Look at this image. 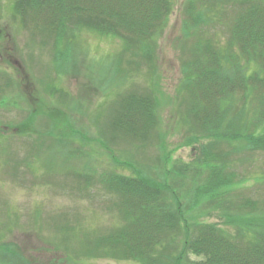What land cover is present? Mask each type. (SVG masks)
<instances>
[{
  "label": "rangeland",
  "instance_id": "374dc122",
  "mask_svg": "<svg viewBox=\"0 0 264 264\" xmlns=\"http://www.w3.org/2000/svg\"><path fill=\"white\" fill-rule=\"evenodd\" d=\"M188 1H171L172 13L156 43L153 66L142 63L131 70L123 56L121 67L130 69L124 70L114 59L121 53L115 36L79 24L74 27L79 28L77 34L69 33L55 45L56 36L37 32L27 22L22 25L13 15L16 0H0V264L7 260L2 257H16L3 253L6 247L42 264L59 257H67L66 264H128L103 249L102 238L120 230L123 222L120 208L113 207L112 196L102 187L101 174H137L166 188L193 192L209 175L200 163L203 145L215 157L231 154L229 172H235L236 183L226 207L232 206L220 213L243 207L234 200L241 195L264 212V151L248 149L247 139L240 138L246 130L264 138V120L253 110H264V102H248L245 114L252 126L237 124L240 94L234 112L222 109V125L236 123L231 128L238 130L228 134L222 128L225 140L204 138L192 129L181 90V68L192 46L190 40H181V12ZM195 6L202 19L199 32L208 38L211 51L225 49L242 0H195ZM135 93L144 94L155 113L156 123L143 144L109 130L122 96ZM234 115L235 120L230 119ZM69 167L89 174L92 181L81 186L79 177L66 173ZM47 181L54 182L53 187L41 183ZM218 215L210 209L205 215L185 213L191 224L205 221L232 232Z\"/></svg>",
  "mask_w": 264,
  "mask_h": 264
},
{
  "label": "trees",
  "instance_id": "16d2710c",
  "mask_svg": "<svg viewBox=\"0 0 264 264\" xmlns=\"http://www.w3.org/2000/svg\"><path fill=\"white\" fill-rule=\"evenodd\" d=\"M171 1L16 0L13 15L20 18L22 25L27 22L28 27L37 32L56 36L55 45L63 42L67 34H77L79 28L75 31L74 27L79 24L90 25V29L98 34L115 36L121 44L120 55L114 57L120 64L117 66L124 69L121 63L125 56L126 67L136 70L142 63L153 66L156 43L167 28L172 13ZM181 14V40H190L189 45L192 44L181 68V90L188 104L192 129L201 137L225 140L222 128H226L224 132L228 134L238 130L233 132L231 128L236 123L228 127L222 125V109H233L234 112L233 102L240 94L242 112L236 115L237 124L252 126V119L247 120L248 114H245L247 104L255 99L262 105L264 102L261 99L264 95V1L242 0L240 10L232 19L226 48H220L218 52L211 51L208 38H202L199 32L202 19L195 0H189ZM184 53L186 55L185 49ZM240 60L242 64L235 62ZM253 110L264 120L262 106ZM230 119L235 120V115ZM231 122L227 121L226 125ZM155 123L151 101L144 94H127L121 99L109 130L126 140L143 144L150 126ZM246 132L240 134V138L247 139L248 149L264 151L263 136ZM208 151L206 145L201 147L203 160L200 163L207 167L209 175L193 192L166 188L137 174H101L102 187L112 196L113 207L120 208L123 222L120 230L102 238L105 240L103 249L121 255L119 258L128 264H264V212L255 209L254 202L250 204L241 195L234 200L243 207H236L235 213H220V210H231L232 204L227 207L226 204L232 200L228 199L232 192L229 190L235 185L236 176L235 172H229L230 153L225 151L218 153L221 157H215ZM77 152L80 151L73 152V156L79 154ZM74 168L69 167L66 173L75 179L79 177V181L84 182L81 186L92 181L89 174L79 173ZM41 183L49 187L54 185L48 181ZM182 199H185L183 208ZM207 209L218 212L217 218L220 220L221 217L224 225L233 231L205 221L197 222V226L189 223L185 216L187 212L205 215ZM4 252L16 256L2 257L7 258L4 264H42L32 258L20 257L18 252L7 247ZM66 262L67 257H59L49 264ZM78 262L75 260L71 264Z\"/></svg>",
  "mask_w": 264,
  "mask_h": 264
}]
</instances>
